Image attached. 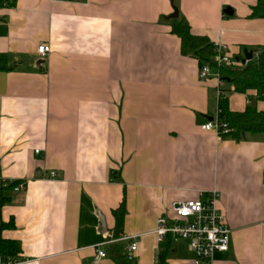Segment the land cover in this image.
Returning a JSON list of instances; mask_svg holds the SVG:
<instances>
[{"label":"crops","instance_id":"crops-1","mask_svg":"<svg viewBox=\"0 0 264 264\" xmlns=\"http://www.w3.org/2000/svg\"><path fill=\"white\" fill-rule=\"evenodd\" d=\"M256 4L16 0L0 8V53L15 66L0 72V182H26L1 211L14 223L2 237L22 251L14 264H115L109 246L96 260L95 246L112 238L123 199L121 235L137 243L130 264H157L165 248V264H193L186 241H158L157 221L174 202L211 192L232 233L210 264H264V134L237 142L201 130L222 95L232 112L264 111V102L254 90L222 94L230 86L199 82L197 60L171 33L184 20L240 68L245 51L264 47V19L250 18ZM41 44L51 48L43 60Z\"/></svg>","mask_w":264,"mask_h":264},{"label":"trees","instance_id":"trees-1","mask_svg":"<svg viewBox=\"0 0 264 264\" xmlns=\"http://www.w3.org/2000/svg\"><path fill=\"white\" fill-rule=\"evenodd\" d=\"M16 0H0V8H12ZM250 18L264 19V0H257V4L251 9ZM171 33L179 38L181 43V54L190 56L197 60L199 67L209 65L216 69L223 84L230 86L228 90H221L222 94L238 93L243 94L248 90L256 92V99L264 102V47L258 48V59L253 60L246 66L237 68L217 67L214 56L215 46L206 38L194 36L190 32L189 25L184 20H176L171 26ZM15 68L9 64L7 56L0 53V72H10ZM217 121L226 124L228 133L220 138H230L234 141H241L245 135L264 134V111H257L254 107H247L243 112H232L228 107V99L221 96L218 100ZM244 135V137H243ZM19 181H1L0 182V260L3 264H14L21 262L22 251L16 241L7 240L2 237V232L14 228L13 220L4 223L1 220V211L11 201L13 188ZM115 220L113 237L118 238L123 231L125 218V199L122 200L119 207L112 212ZM167 248L158 255L157 264H165L167 257ZM108 254L115 264H130L123 251L121 244L109 246Z\"/></svg>","mask_w":264,"mask_h":264},{"label":"built area","instance_id":"built-area-1","mask_svg":"<svg viewBox=\"0 0 264 264\" xmlns=\"http://www.w3.org/2000/svg\"><path fill=\"white\" fill-rule=\"evenodd\" d=\"M51 52V48L47 44H41L36 49V55L39 60H43ZM214 61L217 67L233 68L236 67V61L226 53L224 47L215 46ZM258 51L252 52L251 60L244 59L241 67L246 66L253 60L258 59ZM215 70V71H214ZM215 78L220 85L223 82L216 69H212L209 65L199 67L198 80L201 83ZM216 116L211 121L201 126L204 132H213L218 137L228 133L226 124L217 121ZM39 151L36 150L35 154ZM49 179H56L55 172L48 173ZM26 189V182L19 181L13 188V193H21ZM218 194L211 192L201 194L197 199L190 201H177L171 205V215L162 216L157 221L155 235L159 242H163L167 237L173 242L186 241L189 251L194 255L193 264H210L213 255L217 252L224 253L229 249L231 239V229L228 226L225 217L217 208ZM135 237L120 235L118 238H110L95 246V258H106V253L102 250L104 246L121 244L122 251L129 262L134 259V253L137 249Z\"/></svg>","mask_w":264,"mask_h":264},{"label":"water","instance_id":"water-1","mask_svg":"<svg viewBox=\"0 0 264 264\" xmlns=\"http://www.w3.org/2000/svg\"><path fill=\"white\" fill-rule=\"evenodd\" d=\"M172 17L173 18H176L177 17V13H176V10L174 9V14L172 15ZM251 56H252V52H250V51H245L244 52V58L246 59V60H251ZM236 60H238V59H236ZM39 65V64H38ZM207 120L208 121H211L212 120V118H207ZM243 137H244V135H243ZM105 223H104V220H102V224H101V232H103V233H105L106 231H105Z\"/></svg>","mask_w":264,"mask_h":264}]
</instances>
